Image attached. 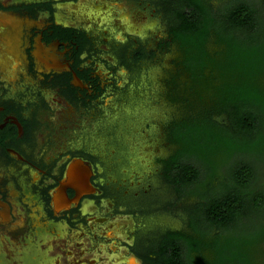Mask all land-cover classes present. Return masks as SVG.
I'll return each instance as SVG.
<instances>
[{
  "label": "rangeland",
  "instance_id": "1",
  "mask_svg": "<svg viewBox=\"0 0 264 264\" xmlns=\"http://www.w3.org/2000/svg\"><path fill=\"white\" fill-rule=\"evenodd\" d=\"M47 1L54 3L58 13L74 8L68 15L86 30L94 46V51L85 56L84 65L92 69L102 88L78 115L67 114L70 120L66 121L65 138L77 140L80 149L94 153L101 167L99 181L108 192L115 191V207L121 208L116 212L112 202L103 199L94 213L86 214L88 223L76 229L85 233L84 237L80 240L77 236L78 244L68 246L57 264H122V260H129L125 256H130L133 264H146L136 254L128 253L131 248L127 244L147 249L167 230L191 232L187 211L196 201L191 195L180 198L163 174L161 160L178 148L169 136L168 124L200 117L212 105L213 90L195 82L184 65L180 43L162 46L168 39L169 17H174L173 9H182L181 0L167 1L166 10L159 0ZM105 4L110 10H97ZM212 4L217 6L219 1L212 0ZM86 6L93 9L90 20L82 15ZM138 45L147 53L154 52L153 58L137 69L127 70L116 55L117 49L127 47L131 53ZM207 48L214 53L220 45L212 37ZM205 72L210 75L209 69ZM221 80L219 77L217 84ZM213 115L222 123L228 121L225 114ZM62 123L60 120L57 126ZM180 129L177 125L171 127L176 133ZM74 231L69 230L76 235ZM136 237L141 240L139 246ZM71 249L78 253L72 254ZM77 258L78 262L74 261ZM256 261L264 264V257L259 255Z\"/></svg>",
  "mask_w": 264,
  "mask_h": 264
},
{
  "label": "flooded vegetation",
  "instance_id": "2",
  "mask_svg": "<svg viewBox=\"0 0 264 264\" xmlns=\"http://www.w3.org/2000/svg\"><path fill=\"white\" fill-rule=\"evenodd\" d=\"M167 1L170 4V0H159L164 10L169 9ZM91 8L82 9L87 20ZM104 8L110 10L107 4L97 10ZM73 9L58 13L52 1L0 0V264H34L35 259L48 264L45 253L35 258L41 244L62 256L68 246L78 244L77 236L84 237L76 229L88 223L86 214L94 213L103 199L121 211L115 207V191L108 192L99 181L101 167L94 153L80 149L77 140L65 138L67 114L78 115L102 90L92 69L84 65L94 46L86 30L68 15ZM176 10L169 17L168 39L162 46L174 41L171 30L177 26ZM139 45L131 53L127 47L117 49L127 70L153 58L154 52L147 53ZM60 120L63 123L58 127ZM176 122L168 124L169 133ZM73 175L77 179L67 182ZM80 176L85 180L82 193ZM55 192L65 204L60 210L54 205ZM127 245L129 254L145 261L142 248ZM130 259L120 263L132 264ZM55 261L50 264L59 260Z\"/></svg>",
  "mask_w": 264,
  "mask_h": 264
},
{
  "label": "trees",
  "instance_id": "3",
  "mask_svg": "<svg viewBox=\"0 0 264 264\" xmlns=\"http://www.w3.org/2000/svg\"><path fill=\"white\" fill-rule=\"evenodd\" d=\"M218 1L181 0L175 13L173 40L195 82L213 90L212 105L174 124L180 132L169 136L178 148L161 160L178 196L196 199L187 211L191 232H164L142 248L146 264H255L264 257V0ZM212 37L220 45L214 53Z\"/></svg>",
  "mask_w": 264,
  "mask_h": 264
},
{
  "label": "bare ground",
  "instance_id": "4",
  "mask_svg": "<svg viewBox=\"0 0 264 264\" xmlns=\"http://www.w3.org/2000/svg\"><path fill=\"white\" fill-rule=\"evenodd\" d=\"M77 163V162H76ZM77 171H79V170H77ZM75 175V174H74ZM69 176V177H67V182H72L73 180H76L77 179V175L76 176ZM80 178H81V180H82V183H83V186L81 185V188L79 189L80 190V192L82 193V192H84L83 190H85V180H84V178H83V176H80ZM79 181V180H78ZM66 182V183H67ZM81 183V184H82ZM68 185V184H67ZM80 185V184H79ZM86 189H88V188H86ZM54 205H55V207H56V209L57 210H60L65 204L63 203V200H61V196H60V194L59 193H56L55 192V200H54ZM122 222V221H121ZM111 228H113V227H111ZM116 228V227H115ZM111 231H113V230H111ZM116 232V231H115ZM110 233V232H109ZM75 238V237H74ZM81 239V238H80ZM51 240V239H50ZM49 241V240H48ZM69 241V240H68ZM84 241V240H83ZM69 243V242H68ZM41 246L42 247H40V249L39 250H37L36 251V253H35V258H36V256L37 255H39L40 253H42V254H46V260H49V261H47V262H49L48 264H50V263H52V260H53V257L55 256V258L56 259H58L59 261H58V263H60V261L62 260V256L60 255V254H57L56 252H51V254H49V247H47L46 245H44V244H41ZM51 246V245H50ZM58 247V246H57ZM79 248V247H78ZM84 248V247H83ZM57 250V249H56ZM72 250V249H71ZM60 251H61V249H60ZM72 252V254H77L78 252L76 251V249L75 250H72L71 251ZM86 252V251H85ZM45 254H44V256H45ZM81 255V254H80ZM90 256V255H89ZM87 257V256H86ZM125 257H127V256H125ZM85 258V257H84ZM55 259V260H56ZM78 259L79 258H77V259H75L74 261H76V262H78ZM93 259V258H92ZM123 259V258H122ZM130 259V258H129ZM90 260V259H89ZM42 261V260H41ZM64 261V260H63ZM131 261V260H130ZM34 262V261H33ZM56 262V261H55ZM110 262V261H109ZM140 263V262H139ZM34 264H38V259H35V263ZM74 264V263H73ZM114 264V263H113ZM118 264V263H117ZM133 264V263H132ZM135 264V263H134Z\"/></svg>",
  "mask_w": 264,
  "mask_h": 264
}]
</instances>
